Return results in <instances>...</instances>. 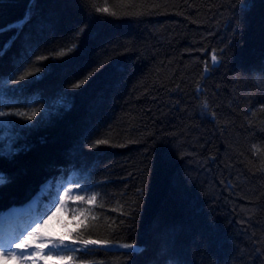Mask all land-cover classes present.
Returning a JSON list of instances; mask_svg holds the SVG:
<instances>
[{
  "label": "trees",
  "instance_id": "1",
  "mask_svg": "<svg viewBox=\"0 0 264 264\" xmlns=\"http://www.w3.org/2000/svg\"><path fill=\"white\" fill-rule=\"evenodd\" d=\"M28 4L0 0V28ZM251 4L240 15L235 0H35L31 21L0 57L9 81L21 58L25 69L41 67L7 85L14 102L3 111H40L32 121L0 119L40 123L0 129L22 147L0 158L8 180L0 211L85 166L102 206L69 195L68 233L109 243L69 253V264H264V0ZM14 35L0 33V48ZM58 94L69 106L41 121ZM32 96L39 99L29 103ZM64 244L82 247L68 235Z\"/></svg>",
  "mask_w": 264,
  "mask_h": 264
},
{
  "label": "snow or ice",
  "instance_id": "2",
  "mask_svg": "<svg viewBox=\"0 0 264 264\" xmlns=\"http://www.w3.org/2000/svg\"><path fill=\"white\" fill-rule=\"evenodd\" d=\"M238 3L237 13L243 15L252 7L251 0H235ZM35 7V0H29L28 7L24 13V16L16 21L13 24L7 25L5 28H0V33L15 31V35L11 37L2 48H0V57H3L7 51L10 49L14 41L19 37L20 33L23 31V28L28 24L33 16V9ZM97 12H103L109 15H116L115 12H111L109 7H96ZM87 28V24L81 28L80 33H83ZM78 33V35L80 34ZM28 37H25L27 42ZM25 48L28 54L31 53V47L25 43ZM76 48V45L73 44L71 48L62 49L57 53L58 56H65L69 52H72ZM47 57H38L39 60L46 59ZM213 65L215 69L218 66L217 57L212 56ZM17 64L18 74L9 81L6 78L0 77V118L18 116L22 119L32 121L39 109L33 110L31 114L25 112H5L2 108L9 104L13 103L11 99L8 98L7 85L9 82L17 83L18 81H23L29 76H33L35 72H40L41 67L37 65H32L31 69H25L21 67L26 61L21 58L18 61H15ZM46 67V66H45ZM102 67V65H101ZM98 70V69H97ZM207 70V68H206ZM93 75V72H89L82 80L77 83L72 84L73 88H80L87 80ZM42 77L37 76L35 80L29 81L28 84L35 83L37 80ZM28 85H22L19 89H11L13 93L17 91H23ZM39 99L38 96H32L29 98V103H35ZM69 105L67 103V97L63 94H58L54 97L49 105V107L44 109V115L41 117V121L46 119L49 115L50 110L58 112L61 108H67ZM204 109H207L208 104L205 101L203 105ZM40 121L37 122V125ZM37 125L32 124H17L13 120L0 119V129H11V128H31L36 127ZM19 139L18 134L16 135H4L3 132H0V158H12L17 155L22 147L16 146V141ZM108 143L107 140H98L96 144ZM89 147H95V145H90ZM89 172L90 170L82 166L77 169L73 167V170L70 175L67 177L60 176L56 177L53 180L48 181L42 186L39 193L31 200V202L24 208H10L7 210L0 211V216L5 219V227L0 230V261L11 259L17 262V264H28L30 261L31 264H39V261H52L56 260L61 262V264H69L70 261L74 259L69 253H78V252H88L89 245H104L108 246V241H98L95 239H83L80 236L73 235V233H68L69 239L72 240L74 244L82 245L81 248H72L64 244L63 240L57 242L52 239H48L41 235L43 229L48 223V220H45L44 217L47 216L48 219H51V216H48V213L52 211L53 208H56L57 211H60L62 208H65V197L72 195L76 200L81 201L82 203L93 205L94 207H100L101 204H97L98 197L100 193L95 192L93 186L88 182L89 181ZM8 182L7 177L3 173H0V186H3ZM69 185H75L79 189L78 192H71ZM64 193V195H61ZM88 193H92L90 196ZM59 201V203H57ZM81 213L91 212V209H78ZM115 210V209H113ZM23 211V215L20 213ZM124 213L121 212V215ZM73 218L75 219V212H73ZM96 219L95 216L92 217ZM87 216H85V220ZM41 220L44 223H41ZM80 225H77L79 227ZM35 247L37 251L28 252L29 247ZM13 247L21 249L19 252H13ZM48 248L47 252H44L43 249ZM119 248L132 249L133 252H142L143 249L134 247L131 243H123L119 245ZM169 264H180L178 260H170Z\"/></svg>",
  "mask_w": 264,
  "mask_h": 264
},
{
  "label": "rangeland",
  "instance_id": "3",
  "mask_svg": "<svg viewBox=\"0 0 264 264\" xmlns=\"http://www.w3.org/2000/svg\"><path fill=\"white\" fill-rule=\"evenodd\" d=\"M69 189L72 192L73 187L69 185ZM61 195H64V193H61ZM68 198H69V195L65 197V205H66L65 208H62L60 211H57L56 208H53L52 211L48 213V216H51L52 218L48 219L47 216L44 217L45 220H48V223L43 229L41 235H43L44 237L48 239L55 240L57 242L61 240H63V242L65 241L68 230L70 228V218H69L68 211H67ZM57 203H59V201H57ZM26 206L19 208V209H24ZM20 215L21 216L23 215V211H21ZM41 223L43 224L44 221L41 220ZM5 226L6 225H5L4 217H0V230H2ZM37 250L38 249L35 247V245L27 249L28 252L37 251ZM12 251L19 252L21 251V249L13 247ZM43 251L47 252L48 248H44ZM0 264H17V262L11 259H7V260L0 261ZM28 264H31V262L29 261ZM39 264H58V261L52 260V261L46 262L42 260V261H39Z\"/></svg>",
  "mask_w": 264,
  "mask_h": 264
}]
</instances>
